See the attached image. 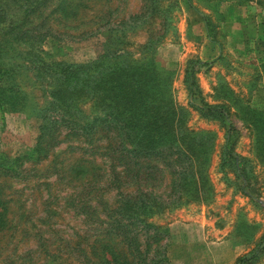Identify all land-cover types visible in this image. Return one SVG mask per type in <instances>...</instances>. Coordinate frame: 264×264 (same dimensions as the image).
Returning <instances> with one entry per match:
<instances>
[{"label": "rangeland", "instance_id": "1", "mask_svg": "<svg viewBox=\"0 0 264 264\" xmlns=\"http://www.w3.org/2000/svg\"><path fill=\"white\" fill-rule=\"evenodd\" d=\"M191 2L195 9L187 0L0 1V57L10 70L9 88L22 99L18 109L0 111V164L31 154L38 142L52 85L42 62L86 63L114 39L138 58L151 36H162L155 54L169 71L185 131L207 132L203 147L214 140L206 169L210 193L201 198L189 191V198L175 203L183 162L173 152L132 160L118 133L104 125L88 140L62 128L47 157L0 173V264L97 262L82 250L111 230L116 201L138 188L164 206L149 219L156 228H137L138 248L155 264H241L254 256L252 264H264V161L252 116L264 113V0ZM189 61L209 63L196 73L197 101L226 106L237 131L234 150L246 159L238 165L241 177L221 167L226 129L190 107ZM83 109L81 123L104 118L93 102ZM129 169L135 176L127 175ZM111 243L128 251L124 241Z\"/></svg>", "mask_w": 264, "mask_h": 264}, {"label": "trees", "instance_id": "2", "mask_svg": "<svg viewBox=\"0 0 264 264\" xmlns=\"http://www.w3.org/2000/svg\"><path fill=\"white\" fill-rule=\"evenodd\" d=\"M187 1L190 7L195 9L191 0ZM153 4L154 8L158 9L157 4L155 2ZM2 15L0 12V22L5 21ZM203 17L209 28L208 17L205 15ZM209 36L211 38L212 34L209 33ZM161 37L151 36L138 58H134L133 54L125 49V45L120 46L122 45L120 39H114L106 49L104 46L103 52L94 60L86 63L42 62L45 64V74L51 79L52 85L49 92L51 101L47 104L48 114L42 118L38 142L31 154L9 160L7 164H0V173L18 171L23 160L40 161L41 156L42 159L47 157L52 148L59 144L57 140L62 128L69 130L67 134L69 137L76 136L88 140V136L94 134L99 125H104L118 133L120 147L132 160L152 157L155 154L164 157V151L168 150L173 152L180 162H187V168H183V163L180 164L181 182L178 183L177 189L181 195L175 203L178 199L189 198V191H192V196L194 193L196 197L200 194L201 198L209 194L211 185L206 169L210 163L214 140L211 139V145L203 147L209 142L206 140L207 132L188 129L185 131L180 110L175 106L171 94L172 80L169 71L161 67L155 54L156 44ZM212 41L219 43L216 40ZM1 47L2 42L0 49ZM204 65L209 63L188 62L186 83L190 93V107L207 120L220 121L226 129L221 167L228 166L227 168L234 169L236 175L241 177L243 173L238 165L246 159L234 150L236 142L234 137L237 131L229 120L226 106L197 101L201 91L196 73ZM9 75L10 70L0 57V111L3 113L18 109L22 104L19 95L9 88ZM89 102H93L102 110L103 120L95 119L89 124L80 122L86 119L83 106ZM252 116L257 131V151L264 161V113L252 111ZM126 143L131 145L129 150ZM2 161L5 159L2 158ZM131 164L138 171L136 162L133 161ZM130 174L135 176L129 169L127 175ZM118 178L121 186L122 177ZM160 205L163 206L151 195L142 193L139 188L136 194L131 193L117 200L109 214L111 230L101 231V237L97 238L95 244L93 243L89 250H82L84 258L88 259L90 253L97 259V262L92 264H155L157 261L150 257V253L139 250L138 244L141 243L137 228L141 230L146 228L149 231L156 228L149 219L155 213V207L161 209ZM0 217L4 218L1 212ZM114 239L124 241L128 251L124 252L122 250L124 247L120 244H112L111 241ZM146 246L151 247V242L147 241ZM255 258L256 256L240 262L252 264ZM159 264L168 263L160 261Z\"/></svg>", "mask_w": 264, "mask_h": 264}]
</instances>
